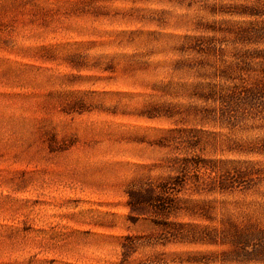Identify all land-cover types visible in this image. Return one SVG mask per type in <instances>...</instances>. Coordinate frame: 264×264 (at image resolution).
I'll return each instance as SVG.
<instances>
[{
	"label": "rangeland",
	"instance_id": "obj_1",
	"mask_svg": "<svg viewBox=\"0 0 264 264\" xmlns=\"http://www.w3.org/2000/svg\"><path fill=\"white\" fill-rule=\"evenodd\" d=\"M0 264H264V0H0Z\"/></svg>",
	"mask_w": 264,
	"mask_h": 264
}]
</instances>
